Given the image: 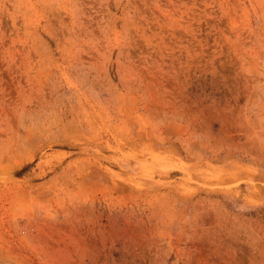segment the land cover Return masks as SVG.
<instances>
[{
    "label": "rangeland",
    "instance_id": "rangeland-1",
    "mask_svg": "<svg viewBox=\"0 0 264 264\" xmlns=\"http://www.w3.org/2000/svg\"><path fill=\"white\" fill-rule=\"evenodd\" d=\"M0 264H264V0H0Z\"/></svg>",
    "mask_w": 264,
    "mask_h": 264
}]
</instances>
